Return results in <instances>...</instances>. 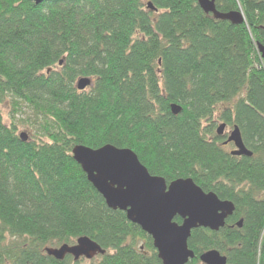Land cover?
Wrapping results in <instances>:
<instances>
[{"label": "trees", "instance_id": "1", "mask_svg": "<svg viewBox=\"0 0 264 264\" xmlns=\"http://www.w3.org/2000/svg\"><path fill=\"white\" fill-rule=\"evenodd\" d=\"M215 7L243 23L197 0H0V105L13 116L26 108L34 123L22 140L0 111V264H162L151 237L73 160L78 144L128 148L151 175L191 178L233 202L218 231H191L187 264L210 249L227 264H264V0ZM82 77L91 85L79 90ZM234 126L251 156L224 144ZM81 236L104 253L45 252Z\"/></svg>", "mask_w": 264, "mask_h": 264}, {"label": "water", "instance_id": "2", "mask_svg": "<svg viewBox=\"0 0 264 264\" xmlns=\"http://www.w3.org/2000/svg\"><path fill=\"white\" fill-rule=\"evenodd\" d=\"M32 1L39 4L44 0ZM215 1L197 0V3L205 13H211L216 19L233 24L243 23L240 11L220 12L215 7ZM146 6L156 10L151 2ZM257 50L264 60V44L257 45ZM90 85L91 80L87 77L76 82L79 90ZM180 110V106L171 105L173 114ZM224 129L225 124H219L217 134L222 135ZM20 137L26 140L25 135ZM229 142L234 145L232 155H252L244 146L237 126L230 130L224 144ZM71 154L106 205L112 210L125 212L128 221L151 237L162 264H187L194 257V252L188 247L191 231L196 228L218 231L235 209L233 202L221 200L213 192H204L191 178H177L168 183L161 176L151 175L128 148L105 144L93 149L78 144L72 148ZM175 217H179L181 222H175ZM241 224L242 220H239L237 226ZM45 252L57 260L71 255L76 261L80 258L90 260L103 254L104 250L89 237L81 236L73 245L47 247ZM199 260L202 264H227V257L216 249L203 252Z\"/></svg>", "mask_w": 264, "mask_h": 264}, {"label": "rangeland", "instance_id": "3", "mask_svg": "<svg viewBox=\"0 0 264 264\" xmlns=\"http://www.w3.org/2000/svg\"><path fill=\"white\" fill-rule=\"evenodd\" d=\"M0 111L2 113L3 121L6 124H9L12 121L15 122V124L18 127V131H17L18 134L25 135L26 139H27V137H31L33 135L34 129L32 127H33L34 123H33V120L30 116L31 115L30 111H28L26 108H22L20 112L14 113L15 115L13 116L11 114V109H10L9 103L5 102V103L0 105ZM11 115L13 117H11ZM219 124H221V122H218L216 125L218 126ZM230 130L231 129L225 130L226 135H228ZM230 148L233 149V147H230ZM139 243H143V242L141 241Z\"/></svg>", "mask_w": 264, "mask_h": 264}, {"label": "flooded vegetation", "instance_id": "4", "mask_svg": "<svg viewBox=\"0 0 264 264\" xmlns=\"http://www.w3.org/2000/svg\"><path fill=\"white\" fill-rule=\"evenodd\" d=\"M228 144H230V143H228Z\"/></svg>", "mask_w": 264, "mask_h": 264}]
</instances>
